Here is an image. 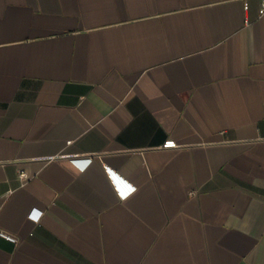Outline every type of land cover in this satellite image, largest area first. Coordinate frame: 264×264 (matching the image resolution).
Returning a JSON list of instances; mask_svg holds the SVG:
<instances>
[{"label":"crops","instance_id":"1","mask_svg":"<svg viewBox=\"0 0 264 264\" xmlns=\"http://www.w3.org/2000/svg\"><path fill=\"white\" fill-rule=\"evenodd\" d=\"M259 9L0 0V264H264Z\"/></svg>","mask_w":264,"mask_h":264},{"label":"built area","instance_id":"2","mask_svg":"<svg viewBox=\"0 0 264 264\" xmlns=\"http://www.w3.org/2000/svg\"><path fill=\"white\" fill-rule=\"evenodd\" d=\"M247 9V7H246ZM260 15H264V0H260V9H259ZM165 147H176L177 144L174 141H168L164 145ZM19 179L24 182L28 179V175L25 171L19 172ZM2 237L6 238L9 241L15 242L16 238L8 233H2Z\"/></svg>","mask_w":264,"mask_h":264}]
</instances>
